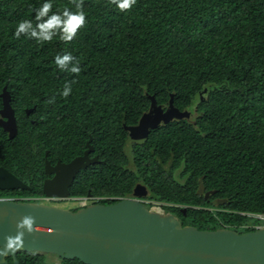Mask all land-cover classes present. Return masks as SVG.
<instances>
[{
    "label": "trees",
    "instance_id": "1",
    "mask_svg": "<svg viewBox=\"0 0 264 264\" xmlns=\"http://www.w3.org/2000/svg\"><path fill=\"white\" fill-rule=\"evenodd\" d=\"M44 2L0 0V109L6 86L18 121L14 138L0 126V167L35 189L46 160L70 162L90 141L100 161L77 174L71 196L130 197L143 184L147 199L183 225L250 230L241 226L252 218L241 212L264 213V0H136L123 11L113 0H51L49 15L82 6L86 23L76 36L17 38L18 23L35 26ZM64 53L79 73L56 65ZM149 96L196 117L151 130L133 143L131 161L126 127L149 110ZM36 189L18 195L43 194ZM207 190L215 193L207 198ZM18 259L55 264L38 252Z\"/></svg>",
    "mask_w": 264,
    "mask_h": 264
},
{
    "label": "water",
    "instance_id": "2",
    "mask_svg": "<svg viewBox=\"0 0 264 264\" xmlns=\"http://www.w3.org/2000/svg\"><path fill=\"white\" fill-rule=\"evenodd\" d=\"M0 126L14 138L18 121L5 86L1 93ZM151 106L138 124L127 126V153L132 160L134 142L147 141L151 130L174 120L190 119L193 108L180 110L173 99L168 106L149 96ZM91 142L83 155L52 166L46 161V196L68 199L77 174L99 157ZM30 186L0 167V190H29ZM215 191L208 192V195ZM148 190L138 184L131 197L111 204L95 203L72 210L52 204L0 197V264H19L18 253L55 254L78 258L85 264H264V227L239 232L230 228L200 230L183 225L163 210L149 208L141 198ZM188 207H183L186 212Z\"/></svg>",
    "mask_w": 264,
    "mask_h": 264
},
{
    "label": "clouds",
    "instance_id": "3",
    "mask_svg": "<svg viewBox=\"0 0 264 264\" xmlns=\"http://www.w3.org/2000/svg\"><path fill=\"white\" fill-rule=\"evenodd\" d=\"M113 3L116 4V6L121 11H123L131 8L136 3V0H113ZM51 8H52L51 0H45L43 5L36 10V21H37L36 25L33 26L31 20H23L19 22L15 31L16 37L19 38L21 34H28L29 36L34 37L39 41H50L55 35H57V32H59L60 38L62 40L71 41L76 36L77 30L86 23V13L83 10L82 6L78 4L77 11L75 12L66 8L62 13L55 12L49 15ZM45 17L47 18L45 19ZM74 60L75 58L70 53H64L63 55H57L55 57V63L61 70H67L72 73H79L81 71V68L79 67L78 62L73 63ZM70 93H71L70 84L66 83L63 91L60 92V95L63 97H67L70 95ZM71 197H75V196H70L68 199H70ZM68 199H64V200H68ZM144 199H147V197L141 198L142 201ZM149 208H153V207H149ZM213 208H211V210H213ZM222 227L225 228L224 226ZM248 229L250 230L247 231H252L258 228H254V229L248 228ZM242 231L247 232L244 230ZM239 232H241V229Z\"/></svg>",
    "mask_w": 264,
    "mask_h": 264
},
{
    "label": "built area",
    "instance_id": "4",
    "mask_svg": "<svg viewBox=\"0 0 264 264\" xmlns=\"http://www.w3.org/2000/svg\"><path fill=\"white\" fill-rule=\"evenodd\" d=\"M12 200H18V201H33V202H40V203H46L48 201H54V199L56 200V198L54 197H49V196H32V197H20V198H16V197H8ZM77 200L78 201V207H85L89 204H95V203H100L99 201L103 200V199H122V197H112V196H93V195H87V196H75V197H71L70 200ZM46 201V202H44ZM143 202L146 205H150L151 207H153L156 210H162V204L160 202H156L150 199H144ZM242 215H247L249 217L252 218V221L249 223H246L244 225H242V228H260V227H264V213H253V212H241ZM225 228H230L232 229L230 225H224ZM237 227V226H236ZM239 228V227H238ZM235 229L234 230H238Z\"/></svg>",
    "mask_w": 264,
    "mask_h": 264
},
{
    "label": "flooded vegetation",
    "instance_id": "5",
    "mask_svg": "<svg viewBox=\"0 0 264 264\" xmlns=\"http://www.w3.org/2000/svg\"><path fill=\"white\" fill-rule=\"evenodd\" d=\"M3 107V106H2ZM36 107L34 106V107H32V108H28L27 109V112H31V111H33L34 109H35ZM134 143H138V142H134ZM91 157H93V156H95L93 153L90 155ZM47 161V160H46ZM59 161H61L62 163H68V162H66V161H63L62 159H59L56 163H52L51 161V164H52V166H56L57 164H58V162ZM7 169V168H6ZM7 170H9V169H7ZM11 173H13L14 175H16L18 178H20L21 180H23L27 185H29L30 186V189L28 190V191H34V192H37L38 190L36 189V187H38L39 189H40V186H41V190L43 191V185H44V183H45V181L46 180H51V179H53L54 178V176H55V174H51V175H49V174H47L46 173V163H45V166H44V174H39V175H36V179L38 180V182H36V181H34V180H32L31 181V183L32 184H34L36 187H35V189L33 188V186L30 184V183H28L27 182V180L23 177V176H20V175H17L15 172H13V171H11V170H9ZM72 186V185H71ZM71 186H70V195H71ZM19 190H0V197H16V198H20V197H24L23 195H18V192ZM210 191H213V190H207L206 192H204V194H205V196L207 197V198H209V197H211V195H213L214 193H212V194H210V195H208V192H210ZM134 192V191H133ZM1 194H3V195H1ZM45 194H44V192H43V194H41V195H34V196H44ZM132 195H130V197H131ZM211 199V198H210ZM209 199V200H210ZM56 200H61V199H59V198H56ZM54 201H55V199H54ZM213 211H217V206L215 205V207L213 208ZM234 227H235V229H237L238 227H236V226H232L231 228L232 229H234ZM220 228H223V227H220ZM241 232H243L242 230H241ZM60 258V257H59ZM45 262L46 263H52V262H49L48 260H47V258L45 259ZM56 264V263H55Z\"/></svg>",
    "mask_w": 264,
    "mask_h": 264
},
{
    "label": "rangeland",
    "instance_id": "6",
    "mask_svg": "<svg viewBox=\"0 0 264 264\" xmlns=\"http://www.w3.org/2000/svg\"><path fill=\"white\" fill-rule=\"evenodd\" d=\"M203 96V95H202ZM202 98V97H201ZM196 116L195 114L191 115V119H194ZM46 202V201H44ZM46 203H50V204H54L55 206H59V207H64V208H68V209H73L75 207H78V201L77 200H55V201H48ZM149 207H151L150 205H148ZM241 228H238V230L240 231ZM47 260L49 262H52V263H56V264H60L61 262V259L55 255V254H45Z\"/></svg>",
    "mask_w": 264,
    "mask_h": 264
}]
</instances>
